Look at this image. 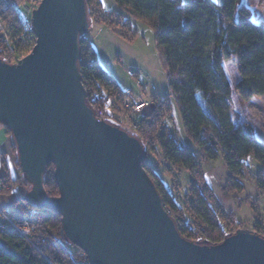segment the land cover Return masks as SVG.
Segmentation results:
<instances>
[{"label": "water", "instance_id": "obj_1", "mask_svg": "<svg viewBox=\"0 0 264 264\" xmlns=\"http://www.w3.org/2000/svg\"><path fill=\"white\" fill-rule=\"evenodd\" d=\"M32 22V52L0 59V124L31 184L22 199L58 213L90 264H264V237L252 230L213 245L183 237L144 167L145 146L96 117L79 67L86 0H43ZM51 164L55 197L44 185Z\"/></svg>", "mask_w": 264, "mask_h": 264}, {"label": "trees", "instance_id": "obj_2", "mask_svg": "<svg viewBox=\"0 0 264 264\" xmlns=\"http://www.w3.org/2000/svg\"><path fill=\"white\" fill-rule=\"evenodd\" d=\"M241 1L225 0L219 4L215 0H189L184 4L181 0H115L129 15L149 22L156 29L157 47L168 71L170 95L181 110L186 134L202 150L204 159H222L233 177L251 169L247 160L254 155L262 165L258 168L256 182L264 196V142L251 125H235L231 116H226L225 101L233 94L235 85L241 99H252L255 95L264 99V24L254 22L251 11L252 6L264 5V0H248V5L238 8ZM86 3L90 21L103 20L101 0H86ZM80 50L79 67L88 103L97 113L99 109L117 103L123 94L98 63L97 53L86 35L80 38ZM227 60L236 65L238 80L235 84L226 80L223 95L215 92L213 84L224 71ZM110 84L115 86L117 94L108 91ZM116 112L108 121L122 127L121 116L125 112L121 107ZM171 115L172 105L168 100L140 118L131 134L146 148L148 158L144 167L181 235L194 242L221 243L227 235L244 229V226L236 223L235 231L228 229L229 224L213 204L212 191L207 197L204 188L195 181L191 183L192 202L182 203L181 190L175 188V182L163 180L157 166L150 161L152 147H155L170 171H191L202 166L196 152L181 146L174 136L163 131L161 124L165 125ZM7 133L11 135L9 131ZM13 151L17 153L15 144ZM17 166L20 169L19 163ZM54 171L55 166L51 164L45 173L44 185L51 197L59 195ZM3 181L4 185H0L3 195L13 193L14 184L31 188L25 178L13 181L7 175ZM225 190L234 192L242 188L235 183ZM24 193L16 198L12 213L4 214L16 223L38 225L39 228L29 238L14 229H0V264H90L86 254L67 240L62 217L27 203L22 199ZM187 197L190 198L189 194ZM252 231L264 237V220L257 219Z\"/></svg>", "mask_w": 264, "mask_h": 264}, {"label": "rangeland", "instance_id": "obj_3", "mask_svg": "<svg viewBox=\"0 0 264 264\" xmlns=\"http://www.w3.org/2000/svg\"><path fill=\"white\" fill-rule=\"evenodd\" d=\"M181 1L184 4L189 2V0ZM215 1L219 4L225 2V0ZM101 2L104 10L103 20L92 21L86 36L94 46L98 63L113 78L118 90L123 94L122 99L113 103L114 105L118 104V107L123 108L125 112L124 116H121L122 128L133 133L136 129L134 124L140 121V118L149 114L153 107H160L169 100L172 105V115L167 119L165 125L161 124V127L168 135L174 136L181 146L189 147L196 152L202 166L191 171L182 169L170 171L164 163L160 151L155 147H152L150 161L157 166V171L163 180L171 184L175 182V188L181 190L182 203L192 202L191 183L195 181L204 188L207 197L211 195L212 191L214 194L213 204L223 214L225 222L229 224L228 229L235 231L236 223H241L242 228L244 226V229L252 230L257 219L264 220V196L261 195L256 182L258 168L260 169L262 165L256 161L253 155L247 160L252 170L248 169L246 172L232 177L222 159L217 161L204 159L202 150L195 146L186 134L181 110L173 96L170 95L168 71L157 47L156 29L149 22L129 15L117 5L115 0H101ZM244 5H248V0H242L238 8ZM251 11L253 21L264 24V5L252 6ZM236 17H239V10ZM6 19L7 27L9 26L10 29V25L16 21V17L9 15ZM211 31H213L212 28ZM233 64L232 60L226 61L224 71L219 73V79L213 84L215 92L225 95L223 84L226 80L232 84L238 80V71L236 65ZM108 91L113 94L118 92L115 91L113 84L109 85ZM141 97L144 100H154L155 105L132 117V110L126 109L125 106L136 103ZM225 102L226 116H231L235 125H251L255 129L257 137L264 142L263 97L255 95L252 99L243 97L241 99L237 85H235L233 94L227 96ZM13 153L16 156V163H19L17 153L14 151ZM164 169L166 172H163ZM208 179H214L213 185H209ZM235 183L242 188L241 191L227 192L225 190L228 185ZM187 194L190 198L187 197ZM13 210V205L11 208L0 210L1 222L7 221L4 212L10 215ZM10 219L13 218L10 217ZM30 226L32 228L31 235H33L39 227L38 225Z\"/></svg>", "mask_w": 264, "mask_h": 264}, {"label": "built area", "instance_id": "obj_4", "mask_svg": "<svg viewBox=\"0 0 264 264\" xmlns=\"http://www.w3.org/2000/svg\"><path fill=\"white\" fill-rule=\"evenodd\" d=\"M43 0H0V57L6 62L15 64L25 58L34 49L37 38L33 30L32 15L33 11L39 8ZM9 15L16 17V21L7 27ZM11 23V22H10ZM28 54V55H29ZM154 100H144L139 98L134 104H127L126 109L132 110V117L143 113L152 107ZM159 106V105H158ZM96 117L99 120L113 119L116 115V106L109 104L97 111ZM137 126V122L134 124ZM4 185V181L0 182ZM6 222L0 223V229H14L21 236L29 238L32 228L28 223H16L7 216Z\"/></svg>", "mask_w": 264, "mask_h": 264}, {"label": "crops", "instance_id": "obj_5", "mask_svg": "<svg viewBox=\"0 0 264 264\" xmlns=\"http://www.w3.org/2000/svg\"><path fill=\"white\" fill-rule=\"evenodd\" d=\"M13 146L12 136L8 135L6 128L0 124V182L7 175H10L13 181L23 180L22 172L17 166L16 156L13 153ZM208 182L209 185H213L214 179H208ZM9 187H12V184ZM22 187L24 186L20 184H14L13 193L8 195L0 194V207L2 208H0L1 211L3 208H11V206L14 205L16 198L21 194Z\"/></svg>", "mask_w": 264, "mask_h": 264}]
</instances>
